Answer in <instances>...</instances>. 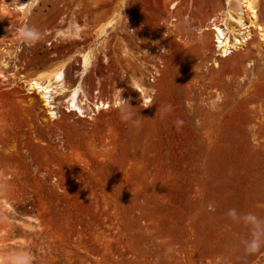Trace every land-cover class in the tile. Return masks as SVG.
<instances>
[{
    "label": "rangeland",
    "instance_id": "1",
    "mask_svg": "<svg viewBox=\"0 0 264 264\" xmlns=\"http://www.w3.org/2000/svg\"><path fill=\"white\" fill-rule=\"evenodd\" d=\"M5 1L0 48L18 58L0 57L9 64L0 71L29 78L66 62L71 84L93 30L125 14L105 39L107 61L97 53L82 77L87 95L108 100L95 114L59 104L51 118L36 93L0 79V152L14 156L0 158V253L28 251L33 264H264V247L245 253L248 228L226 215L264 217V30L250 27L255 43L224 58L212 29L197 28L226 17L225 0H38L26 17ZM70 21L81 39L58 36ZM24 25L42 38L20 43ZM131 75L157 87L151 103L128 86ZM117 89L140 126L121 120Z\"/></svg>",
    "mask_w": 264,
    "mask_h": 264
},
{
    "label": "bare ground",
    "instance_id": "2",
    "mask_svg": "<svg viewBox=\"0 0 264 264\" xmlns=\"http://www.w3.org/2000/svg\"><path fill=\"white\" fill-rule=\"evenodd\" d=\"M231 1L233 0H225V5H226L225 14L224 11L221 12V14L226 15V17L223 16L220 19H218L216 16L212 17L210 18L211 27L197 28V33L199 35L203 34L204 31L207 29H212L213 35L216 39L214 41L216 42L215 47L217 50V55L224 58L233 55L234 50L243 48V46H247L250 43L253 44L255 43L257 36L250 27L254 26L255 28L256 27L259 28V30H264V21L262 22L260 19V4L264 3V0H235L238 5L237 6L238 10L235 11L233 10L234 12H236V16L230 14L231 10L229 9V7ZM11 3L13 4L12 7L14 9L20 11L22 15L26 17L27 13H29V10L38 3V0H10V2L5 1L4 7L12 8L9 7V4L10 6L12 5ZM123 14H125L123 10H121L119 13H112L109 16V18H107L106 21L100 23L99 26H97V28L93 30L95 33L93 42L90 45H88L87 48H84L83 51L77 53L81 57L80 65L82 69L80 72H78L79 78L72 84L68 81L65 75L66 62H63L59 67L49 70V72L47 71L45 74H41L29 78H25V75L22 73L16 75L12 71L6 75L2 71H0V79L4 81L13 78L14 81L11 83L12 86L17 85L19 82H21L28 93H36L41 99L43 106L46 108V111L51 118L57 117L58 114L57 109L59 104H63L64 108L67 111L78 112L79 116L80 115L85 116L86 108H88V110L90 111H93V109L99 111L101 108L108 107L109 106L108 100L102 99L98 96H91V94L89 93H88L89 95H87L85 90L86 88L82 82V77L87 73V71L90 72V70L93 68L97 53L103 56L104 62L107 61L108 57L107 54L105 53L106 50L105 39L109 35V33L113 31L116 28V26H118L120 20H122L123 18ZM228 17L239 25V28L238 29L236 28L237 29L236 32H235V28L233 26H229L228 23L226 22V18ZM216 19H218V22L217 21L214 22V20ZM80 30H81V26L76 21H70V23L63 30H59L57 34H59L58 36L61 35L65 38L69 37L72 39H81L82 37L80 35ZM261 35L264 36V32L261 33ZM9 44H11L10 41ZM255 45L256 48L259 50V52H261L262 54L263 49L261 48L260 44H255ZM4 47L5 46L0 48L1 58L4 56H14L15 58H18L16 57L15 53L11 54L10 53L11 51H9V49L8 50L5 49ZM123 50L124 53L126 52V55H129L127 48H124ZM248 52H249V56H251L252 55L251 51L248 50ZM222 62L224 64L223 60ZM222 62L219 61L217 62L216 59L213 60V63L216 67H221ZM254 64H255L254 60H248L246 66H252ZM238 65H239L238 61H235L233 63V66H238ZM0 67L3 69H7L9 67V64L5 60L0 59ZM14 69L16 70L19 69V66L17 64H14ZM155 70H158V68H156ZM140 73H142V71ZM157 73L160 75V72ZM143 75L145 76V74ZM245 76H246V71L243 72V77ZM153 77L151 78L152 81L158 79V78L153 79ZM140 78L141 76L134 77L131 75L130 81L127 84L131 89H133L134 91L140 94L144 103H149V102L151 103L154 93L157 90L156 89L157 87L155 88V87L146 86L148 85V82H146V84L144 85V83H142L143 81H141ZM153 82L149 84L152 86ZM57 96L58 97L61 96V98L56 100L55 97ZM113 104H115V97L113 99ZM91 114H95L94 111ZM199 117L212 118V119L215 118L213 114L203 115L202 113L199 114ZM230 117L231 115L228 116L227 118ZM256 118H257L256 116H248V115L244 116L245 120H253ZM260 118L264 120V116H260ZM0 158H4V159L14 158V156L3 155L0 152ZM0 182L2 181L0 180ZM3 182H5V180ZM0 197L3 201H7L8 199V197L5 196H0Z\"/></svg>",
    "mask_w": 264,
    "mask_h": 264
},
{
    "label": "clouds",
    "instance_id": "3",
    "mask_svg": "<svg viewBox=\"0 0 264 264\" xmlns=\"http://www.w3.org/2000/svg\"><path fill=\"white\" fill-rule=\"evenodd\" d=\"M41 38L42 33L35 26L24 25L19 29L17 34V40L27 45H32ZM114 106L118 110L121 120L130 122L136 127L140 126L143 118L132 111L133 107L129 105L127 100L121 98L120 89H117ZM171 110L172 106L170 104L166 105L161 115L163 116L165 112H170ZM182 123L183 121H177V124ZM2 187L0 186V188ZM226 215L233 222L242 224L248 228L249 235L241 242L245 253H256L264 247V217L258 216L254 212H240L236 208L228 209ZM0 264H33V259L31 253L28 251H4L0 253Z\"/></svg>",
    "mask_w": 264,
    "mask_h": 264
}]
</instances>
